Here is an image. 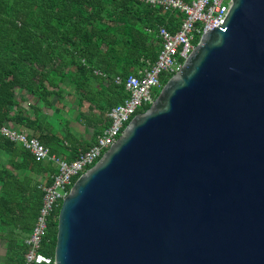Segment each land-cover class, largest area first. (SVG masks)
<instances>
[{
	"label": "water",
	"instance_id": "1",
	"mask_svg": "<svg viewBox=\"0 0 264 264\" xmlns=\"http://www.w3.org/2000/svg\"><path fill=\"white\" fill-rule=\"evenodd\" d=\"M54 264H264V0H233L57 215Z\"/></svg>",
	"mask_w": 264,
	"mask_h": 264
},
{
	"label": "trees",
	"instance_id": "2",
	"mask_svg": "<svg viewBox=\"0 0 264 264\" xmlns=\"http://www.w3.org/2000/svg\"><path fill=\"white\" fill-rule=\"evenodd\" d=\"M179 19L174 12L133 0H0V125L33 126L10 112L18 109L17 91L45 106L53 95L61 99L67 94L65 86L73 89L78 103L85 100L92 109L107 112L123 103L126 79L157 59L159 28L175 32ZM166 81L162 78L163 85ZM39 141L58 154L54 147L59 140ZM76 151L72 148L69 160ZM2 156L7 160L0 159V264H23L24 240L42 201L29 173L43 168L29 152L0 136ZM59 208L42 241L40 252L48 257L54 253Z\"/></svg>",
	"mask_w": 264,
	"mask_h": 264
},
{
	"label": "built area",
	"instance_id": "3",
	"mask_svg": "<svg viewBox=\"0 0 264 264\" xmlns=\"http://www.w3.org/2000/svg\"><path fill=\"white\" fill-rule=\"evenodd\" d=\"M133 1L151 8H160L162 12L176 13L180 17L179 26L175 32L165 27L159 28L157 36L160 47L156 61L149 69H143L137 75H131L126 79L124 87L128 97L123 103L106 112L108 125L88 150L78 152L73 160L67 162L51 155L44 145L25 131L12 128L8 124L0 125L1 137L21 145L36 162H51L55 167L51 182L38 184L42 201L33 228L24 240L27 249L23 264H54L53 257L40 252L48 220L53 211L61 205L75 180L92 168L116 142L131 119L150 107L163 87L162 78L168 80L173 77L203 36L208 31L222 26L233 2V0ZM114 81L116 84L122 82L119 77Z\"/></svg>",
	"mask_w": 264,
	"mask_h": 264
},
{
	"label": "crops",
	"instance_id": "4",
	"mask_svg": "<svg viewBox=\"0 0 264 264\" xmlns=\"http://www.w3.org/2000/svg\"><path fill=\"white\" fill-rule=\"evenodd\" d=\"M142 70H138L133 75H137ZM64 89L67 94L65 93L61 99L60 96L53 95L50 98L49 106L43 105L38 98H32L24 91H17L18 109H11L10 112L13 115L14 113H20L22 118L33 123V126L14 125L11 122H6L5 124L25 131L38 141L39 137H42L44 142H47L49 139L59 140L60 146L54 147L57 149L58 154L51 153L49 148L44 146L51 155L69 162L71 160L69 158L72 148H77L75 157L78 152L88 150L96 142V138L101 134L102 129L108 124V119L104 110L92 109L90 104L85 100L78 103L79 101H77V96H75L72 88L65 86ZM94 89L98 90L97 86ZM54 91H57V89ZM15 144L25 150L21 145ZM0 159L2 161L7 160L4 156ZM19 161L20 158L14 160L15 163H19ZM41 166L43 168L41 171L36 172L32 170L29 173L30 177L35 178L37 189L38 184L41 182L49 184L52 174L55 173V167L51 162L41 163ZM49 168L53 171L49 170ZM15 173L18 174L17 172Z\"/></svg>",
	"mask_w": 264,
	"mask_h": 264
},
{
	"label": "rangeland",
	"instance_id": "5",
	"mask_svg": "<svg viewBox=\"0 0 264 264\" xmlns=\"http://www.w3.org/2000/svg\"><path fill=\"white\" fill-rule=\"evenodd\" d=\"M3 251H4L3 245L0 243V256L3 255Z\"/></svg>",
	"mask_w": 264,
	"mask_h": 264
}]
</instances>
